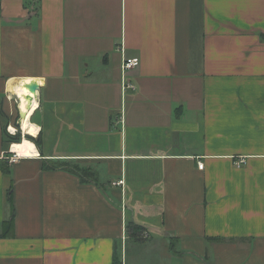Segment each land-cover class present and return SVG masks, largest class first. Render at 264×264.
<instances>
[{
	"label": "crops",
	"instance_id": "crops-1",
	"mask_svg": "<svg viewBox=\"0 0 264 264\" xmlns=\"http://www.w3.org/2000/svg\"><path fill=\"white\" fill-rule=\"evenodd\" d=\"M0 153V264H264V0H0Z\"/></svg>",
	"mask_w": 264,
	"mask_h": 264
},
{
	"label": "trees",
	"instance_id": "trees-1",
	"mask_svg": "<svg viewBox=\"0 0 264 264\" xmlns=\"http://www.w3.org/2000/svg\"><path fill=\"white\" fill-rule=\"evenodd\" d=\"M41 132L38 133L37 137L36 136H30V135H24V137L28 138L29 140L33 141V143H35L36 147L38 148V150L40 151V143H39V140H40V135ZM20 138H21V135H20V132L18 130V132L12 136V140L13 142H19L20 141ZM44 167V166H43ZM46 167V166H45ZM2 171L5 175H9V167L7 165H3L2 167ZM49 168H62V169H67V170H70L72 171V169H69L67 168L65 165H62V164H59L57 163V165H50ZM80 172V176L81 178L84 179V177L88 178L89 175H88V171L84 170V169H76ZM89 179V178H88ZM12 183L11 181L9 180L8 184H7V188H6V196H5V199H6V204H7V207L9 209V219L5 220L3 222V227L5 229V231H7L8 233L6 234H9L11 235V231H12V227H13V218H14V210H13V203H12ZM126 233L129 234V235H134L135 237L139 238V239H143L145 238L144 236V231H143V228L140 226V225H137V224H134L132 222H128L126 224ZM113 264H120L119 263V259H118V255L117 253L115 252V256H114V262Z\"/></svg>",
	"mask_w": 264,
	"mask_h": 264
},
{
	"label": "bare ground",
	"instance_id": "bare-ground-1",
	"mask_svg": "<svg viewBox=\"0 0 264 264\" xmlns=\"http://www.w3.org/2000/svg\"><path fill=\"white\" fill-rule=\"evenodd\" d=\"M9 87H10V90L13 93H15L19 99L18 109L20 111V118H19L20 128L24 134L31 135L30 134L31 126L34 124L30 121V115L33 112V108H35L37 105V88L34 84L27 83V81H25L24 79H20L14 85L9 84ZM21 104H24L23 109L20 107ZM24 121L28 122V127H25ZM10 128L15 129V132L17 131L16 127H10ZM25 140L29 143H33V141L29 140L26 137H23L19 142H13V143L22 144L24 143ZM35 153H36L35 155H32V150H29L28 156L31 157V156L37 155L36 147H35Z\"/></svg>",
	"mask_w": 264,
	"mask_h": 264
},
{
	"label": "clouds",
	"instance_id": "clouds-1",
	"mask_svg": "<svg viewBox=\"0 0 264 264\" xmlns=\"http://www.w3.org/2000/svg\"><path fill=\"white\" fill-rule=\"evenodd\" d=\"M35 103V102H33ZM20 107L23 109L24 108V104H21ZM34 110V108H33ZM24 125L25 127H28V122L24 121ZM9 131L12 134H15V129L10 128ZM40 129L38 126L36 125H32L31 126V135L32 136H36L39 133ZM29 150H32V155H35V145L34 143H29L26 140L24 141V143L22 144H17V143H13L10 145L9 147V151L10 152H14L16 155L12 156L10 158V163H14L17 162V158L18 157H27L29 155ZM0 158H3V154L0 153Z\"/></svg>",
	"mask_w": 264,
	"mask_h": 264
},
{
	"label": "built area",
	"instance_id": "built-area-1",
	"mask_svg": "<svg viewBox=\"0 0 264 264\" xmlns=\"http://www.w3.org/2000/svg\"><path fill=\"white\" fill-rule=\"evenodd\" d=\"M139 63V58L138 57H123L122 62H121V71L122 73L125 74V72H127V70L132 69L133 67H135L137 64ZM121 88L122 90L129 88V89H133L134 85L129 82L128 80L125 79V77L123 76L121 78ZM10 132V131H9ZM18 132V130L15 132V134ZM11 133V132H10ZM12 134V133H11ZM13 134V135H15ZM10 154L7 156L8 162L10 163V158L12 156H15L16 154L14 152H9ZM20 157L17 158V161L19 160ZM243 160L240 159L237 164L242 163ZM198 168L202 169L203 168V163L202 162H198L197 163ZM122 180H119L117 183H121ZM144 236L147 237V234L144 233Z\"/></svg>",
	"mask_w": 264,
	"mask_h": 264
},
{
	"label": "rangeland",
	"instance_id": "rangeland-1",
	"mask_svg": "<svg viewBox=\"0 0 264 264\" xmlns=\"http://www.w3.org/2000/svg\"><path fill=\"white\" fill-rule=\"evenodd\" d=\"M16 105H17V103H16ZM16 113H17V116H16V121H15L14 124L16 125L17 128H19V132H20V135H21V138H22V134H23L22 132H23V131H21V130H20V126L17 125V121H18V119L20 118V115H19V112H18L17 107H16ZM15 115H16V114H15ZM34 120H35V118L33 117V121H34ZM33 123H34V122H33Z\"/></svg>",
	"mask_w": 264,
	"mask_h": 264
}]
</instances>
